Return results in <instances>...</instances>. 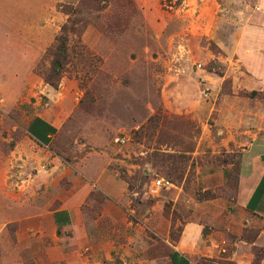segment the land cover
<instances>
[{
    "label": "rangeland",
    "instance_id": "obj_1",
    "mask_svg": "<svg viewBox=\"0 0 264 264\" xmlns=\"http://www.w3.org/2000/svg\"><path fill=\"white\" fill-rule=\"evenodd\" d=\"M260 1L0 0V264H173L188 227L211 259L264 264V221L238 202L264 138L240 60ZM39 113L60 122L48 146Z\"/></svg>",
    "mask_w": 264,
    "mask_h": 264
},
{
    "label": "crops",
    "instance_id": "obj_2",
    "mask_svg": "<svg viewBox=\"0 0 264 264\" xmlns=\"http://www.w3.org/2000/svg\"><path fill=\"white\" fill-rule=\"evenodd\" d=\"M260 12L264 19V0L260 1ZM247 38L248 41L241 46L240 60L247 70L249 87L262 90L264 89V22L263 26H255L251 29ZM27 128L34 140L43 146H48L59 132L60 122L51 116L39 113L29 121ZM241 170L238 202L243 209L264 221V138L253 140L244 149ZM54 219L55 224L59 226L70 224L75 220V211L58 209L54 213ZM197 231L198 229L194 231L192 227L185 229L181 240L173 250L176 264H198L202 256L208 254L206 250L199 248L201 241L197 238ZM170 258L172 261V257Z\"/></svg>",
    "mask_w": 264,
    "mask_h": 264
},
{
    "label": "trees",
    "instance_id": "obj_3",
    "mask_svg": "<svg viewBox=\"0 0 264 264\" xmlns=\"http://www.w3.org/2000/svg\"><path fill=\"white\" fill-rule=\"evenodd\" d=\"M68 29H69V27L67 25H64L63 31H67ZM63 39H64V36H60L58 38L59 44L56 47L57 51L55 50L56 54L58 53V55L63 54L64 52L67 51V47H66L65 42H63ZM56 54H55V60L53 62V70H52L53 73L47 74L46 80H47L48 83L53 85L55 88H58V83L56 82V76H58L60 74V72L62 71L61 70L62 65H61V62L58 59V56ZM251 94L256 95L258 93L256 91H253ZM173 256H174V253L172 252L170 254V257H172L173 264H176V261L174 260ZM210 261H212V262H214L216 264H223L222 261L216 260L215 258L211 259V257H207V256H203L201 258V260L198 262V264H210L209 263Z\"/></svg>",
    "mask_w": 264,
    "mask_h": 264
},
{
    "label": "built area",
    "instance_id": "obj_4",
    "mask_svg": "<svg viewBox=\"0 0 264 264\" xmlns=\"http://www.w3.org/2000/svg\"><path fill=\"white\" fill-rule=\"evenodd\" d=\"M204 94L208 95L206 92H204ZM118 141L124 143L126 141V139L119 137ZM173 185H174V183L170 179L165 178V177L156 178L154 181V187H156V188H167V187H172Z\"/></svg>",
    "mask_w": 264,
    "mask_h": 264
}]
</instances>
